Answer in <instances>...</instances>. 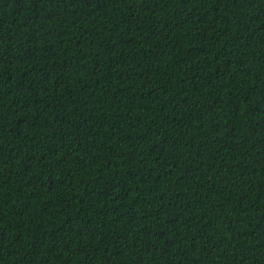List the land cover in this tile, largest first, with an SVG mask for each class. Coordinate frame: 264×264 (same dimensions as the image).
Returning a JSON list of instances; mask_svg holds the SVG:
<instances>
[{
    "label": "trees",
    "instance_id": "trees-1",
    "mask_svg": "<svg viewBox=\"0 0 264 264\" xmlns=\"http://www.w3.org/2000/svg\"><path fill=\"white\" fill-rule=\"evenodd\" d=\"M0 264H264V0H0Z\"/></svg>",
    "mask_w": 264,
    "mask_h": 264
}]
</instances>
